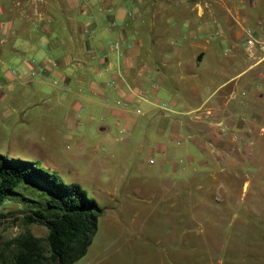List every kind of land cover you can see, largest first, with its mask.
I'll list each match as a JSON object with an SVG mask.
<instances>
[{
	"label": "crops",
	"instance_id": "1",
	"mask_svg": "<svg viewBox=\"0 0 264 264\" xmlns=\"http://www.w3.org/2000/svg\"><path fill=\"white\" fill-rule=\"evenodd\" d=\"M260 7L259 0H0V132L47 147L55 128L78 146L110 141L113 124L124 138L138 130L154 139L152 162L168 183L183 184L185 204L203 171L236 159L227 128L246 115L249 130H240L250 134L248 117L264 97L256 85L262 73L251 69L264 46L245 42L244 21ZM186 102L194 107L175 106ZM158 106L162 116L192 113L170 123L143 119Z\"/></svg>",
	"mask_w": 264,
	"mask_h": 264
},
{
	"label": "rangeland",
	"instance_id": "2",
	"mask_svg": "<svg viewBox=\"0 0 264 264\" xmlns=\"http://www.w3.org/2000/svg\"><path fill=\"white\" fill-rule=\"evenodd\" d=\"M259 1V16L249 15L244 21L258 39L264 38V0ZM253 70L262 73L256 85L264 92V56ZM215 80L222 81L221 76L216 75ZM175 106L186 110L193 103ZM160 113L158 106L143 119L156 123L162 117L170 123L174 116L186 114ZM245 117L227 128L236 135L231 154L236 159L203 171L201 187L192 188L185 204L183 184L168 183L169 176L158 170L157 161L149 159L156 157L148 149L154 139L138 130L124 138L113 124L110 141L100 143L95 137L78 146L74 138L55 128L52 136L57 140L51 137L47 147H40L43 144L38 140L34 144L12 142L2 131L0 152L34 160L64 182H79L100 205L97 230L86 253L74 264H264V97L251 111V131L243 138L240 129L249 130ZM30 179L42 186L33 188ZM42 182L41 178H26L16 189L30 184L21 188L24 195L41 192L43 196L49 186ZM23 211L15 202L0 203V247L25 229L46 235L45 225L22 222Z\"/></svg>",
	"mask_w": 264,
	"mask_h": 264
},
{
	"label": "trees",
	"instance_id": "3",
	"mask_svg": "<svg viewBox=\"0 0 264 264\" xmlns=\"http://www.w3.org/2000/svg\"><path fill=\"white\" fill-rule=\"evenodd\" d=\"M26 178H41L49 188L26 196L16 187ZM44 182H42L44 184ZM30 183L42 185L35 179ZM32 188V189H33ZM12 196V197H9ZM12 201L23 211L22 222L43 224L44 237L25 229L0 247V264H73L86 253L97 230L101 207L79 182H64L34 160L0 152V203Z\"/></svg>",
	"mask_w": 264,
	"mask_h": 264
},
{
	"label": "built area",
	"instance_id": "4",
	"mask_svg": "<svg viewBox=\"0 0 264 264\" xmlns=\"http://www.w3.org/2000/svg\"><path fill=\"white\" fill-rule=\"evenodd\" d=\"M244 34H245V40H246V43H247V44H249V45L252 46V45H254L255 43L258 42L259 44H261V46H264V41L261 40V39H258V38L255 36V33H254V31H253L251 28L246 27V28H245V31H244ZM114 45H118V42L115 41V42H114ZM15 71H16V70H13V72H15ZM35 72H36V69H31V70L29 71V74L33 75V74H35ZM53 81H54V82H57V79H54ZM120 104H121L122 106H127L129 103H128L127 101H125V100H120ZM161 105H162L163 107H165V106H166V103H165V102H162ZM134 111H135L136 113H142V109H141L139 106L134 107ZM123 132H125V129H123ZM181 141H182L181 138H175V139H174V143H175V144H179V143H181ZM152 160H153V159L150 158V161H152ZM179 163L181 164V167H184V166H185L184 161H183L182 159L179 161Z\"/></svg>",
	"mask_w": 264,
	"mask_h": 264
}]
</instances>
